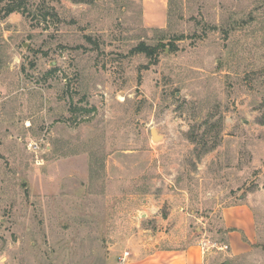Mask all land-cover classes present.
Listing matches in <instances>:
<instances>
[{"label": "rangeland", "instance_id": "rangeland-1", "mask_svg": "<svg viewBox=\"0 0 264 264\" xmlns=\"http://www.w3.org/2000/svg\"><path fill=\"white\" fill-rule=\"evenodd\" d=\"M240 204L217 264H264V0H0V264L218 246Z\"/></svg>", "mask_w": 264, "mask_h": 264}, {"label": "crops", "instance_id": "crops-1", "mask_svg": "<svg viewBox=\"0 0 264 264\" xmlns=\"http://www.w3.org/2000/svg\"><path fill=\"white\" fill-rule=\"evenodd\" d=\"M223 217L227 231L224 234V242L221 244L229 246L226 253L219 250L220 252H216V255H205L201 240L187 244L186 236L180 238L174 234L162 235L157 243L152 245L148 240L141 238L144 240L140 244L142 253L125 264H217L219 257L226 256L225 254L230 256L244 254L249 250V241L254 230L251 208L247 204L231 206L224 209ZM182 227L184 230L183 225ZM223 260L219 261V264L226 261Z\"/></svg>", "mask_w": 264, "mask_h": 264}, {"label": "built area", "instance_id": "built-area-1", "mask_svg": "<svg viewBox=\"0 0 264 264\" xmlns=\"http://www.w3.org/2000/svg\"><path fill=\"white\" fill-rule=\"evenodd\" d=\"M212 247H216L217 249H219L220 251H227L229 249V246L228 245H224V244H221V245H216V244H212L211 246H208L204 241H203V244H202V249L205 252H207L208 249L212 248ZM130 257V252L129 251H125L124 254L120 257V261L122 264H125L128 259Z\"/></svg>", "mask_w": 264, "mask_h": 264}, {"label": "trees", "instance_id": "trees-1", "mask_svg": "<svg viewBox=\"0 0 264 264\" xmlns=\"http://www.w3.org/2000/svg\"><path fill=\"white\" fill-rule=\"evenodd\" d=\"M16 10H18L16 7H11L9 12H14ZM137 51L138 52H144V53H146V55H148L150 57L153 56L155 54V52H156L155 48H152V47H150V46H148V45H146L144 43L140 44L137 47Z\"/></svg>", "mask_w": 264, "mask_h": 264}, {"label": "water", "instance_id": "water-1", "mask_svg": "<svg viewBox=\"0 0 264 264\" xmlns=\"http://www.w3.org/2000/svg\"><path fill=\"white\" fill-rule=\"evenodd\" d=\"M150 133L152 140L155 142H160L164 139V136L159 132L157 127H152ZM223 264H229V261H225Z\"/></svg>", "mask_w": 264, "mask_h": 264}]
</instances>
